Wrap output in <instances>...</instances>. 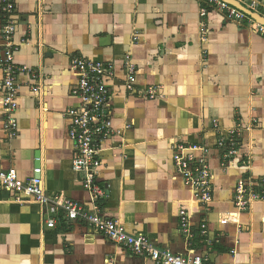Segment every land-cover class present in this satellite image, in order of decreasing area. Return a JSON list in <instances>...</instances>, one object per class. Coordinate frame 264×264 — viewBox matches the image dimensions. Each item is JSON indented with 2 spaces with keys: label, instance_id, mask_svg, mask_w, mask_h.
Instances as JSON below:
<instances>
[{
  "label": "crops",
  "instance_id": "obj_1",
  "mask_svg": "<svg viewBox=\"0 0 264 264\" xmlns=\"http://www.w3.org/2000/svg\"><path fill=\"white\" fill-rule=\"evenodd\" d=\"M10 1L15 40L28 42L15 64L37 70L40 78L19 76V128L13 138L0 104V169L14 168L26 181L40 165L49 195L91 210L82 175L73 169L71 120L65 114L79 105L71 95L77 76L70 63L76 57L114 63L113 120L124 133L102 156L103 214L163 250H195L211 264H264V201L249 212L237 210L234 187L246 171L239 160L221 167L216 150L217 129L246 127L254 117L253 135L244 132L243 140L254 142L252 171L264 178V34L215 10L202 18L199 0ZM256 2L264 17V0ZM4 6L0 0V52ZM129 57L137 69L135 94L125 86ZM149 87L158 88L156 99L143 95ZM180 145L209 148L214 187L209 211L175 170ZM242 153L248 154L247 146ZM17 198L0 193V264H154L81 222H68L63 211L56 227L48 228L50 211ZM181 210L190 215L191 240L181 232ZM203 222L206 239L200 237Z\"/></svg>",
  "mask_w": 264,
  "mask_h": 264
},
{
  "label": "built area",
  "instance_id": "obj_2",
  "mask_svg": "<svg viewBox=\"0 0 264 264\" xmlns=\"http://www.w3.org/2000/svg\"><path fill=\"white\" fill-rule=\"evenodd\" d=\"M203 5L201 17L208 16L210 10H215L224 15L229 21L235 23L246 22L260 33L264 34V26L244 12L222 0H199ZM247 8L257 12L256 0H237ZM5 6V25L2 29V48L0 52V70L3 79L0 81L2 94L0 104L5 111V129L10 137H15L18 132L19 76L28 74L33 80L40 78L37 70L20 67L15 64V55L28 44L27 40H15L17 23L12 18L14 5L10 0H3ZM201 32L205 35L208 27L201 23ZM70 69L77 76V84L72 88L71 95L79 100V105L71 107L65 113L71 120L69 137L75 148L73 169L82 175L83 188L89 193L92 209L86 210L80 203L66 199L59 195H49L43 178L44 169L38 165L34 175L26 181L19 178L14 168L0 169V193L3 191L15 193L18 200L26 197L39 204L45 211H50L46 225L55 228L56 215L63 211L68 222H81L91 231L103 234L116 245L123 247L132 254L148 259L154 264H211L207 255L197 251L187 254L173 253L160 249L145 235L130 234L125 226L116 218H110L101 211V202L106 198L105 190L100 185V170L102 156L108 150L110 141L123 136V129L114 127L113 102L114 95L109 85L115 74L114 63H107L88 58H73ZM127 79L125 86L129 94L137 93V69L129 57L125 63ZM38 90V88H35ZM158 88L149 87L143 95L153 100L158 97ZM256 119L243 127L238 125L233 129L222 131L217 129L218 139L216 150L219 153L221 167L229 165L234 160H239L246 174L240 178L234 187L233 203L239 212H249L253 206L264 201V178L253 174L252 149L254 142L245 145L243 133L252 137ZM126 128H130L127 125ZM251 139V138H250ZM247 146L248 154L242 152ZM209 148L203 145H180L173 155V162L177 174L183 178L186 185L191 188L193 198L199 205L209 211L213 203V174L209 161ZM37 162L40 159L37 158ZM181 232L191 240L195 238L191 229V218L185 210L180 211ZM206 222L200 225V237L206 239L208 234ZM205 242V240H204Z\"/></svg>",
  "mask_w": 264,
  "mask_h": 264
},
{
  "label": "water",
  "instance_id": "obj_3",
  "mask_svg": "<svg viewBox=\"0 0 264 264\" xmlns=\"http://www.w3.org/2000/svg\"><path fill=\"white\" fill-rule=\"evenodd\" d=\"M222 1L232 5L233 7L237 8V9H239L240 11L244 12L246 15L251 17L253 20H255L256 22H258L264 26V17L261 14L252 11L251 9L247 8L246 6H244L243 4L238 2L237 0H222Z\"/></svg>",
  "mask_w": 264,
  "mask_h": 264
}]
</instances>
